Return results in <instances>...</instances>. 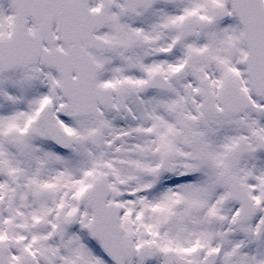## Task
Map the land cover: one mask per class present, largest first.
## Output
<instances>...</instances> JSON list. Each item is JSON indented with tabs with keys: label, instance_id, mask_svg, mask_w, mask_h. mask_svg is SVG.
<instances>
[{
	"label": "snow or ice",
	"instance_id": "obj_1",
	"mask_svg": "<svg viewBox=\"0 0 264 264\" xmlns=\"http://www.w3.org/2000/svg\"><path fill=\"white\" fill-rule=\"evenodd\" d=\"M0 264H264V0H0Z\"/></svg>",
	"mask_w": 264,
	"mask_h": 264
}]
</instances>
